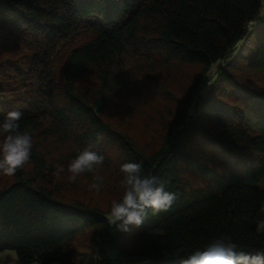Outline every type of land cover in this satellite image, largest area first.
Wrapping results in <instances>:
<instances>
[{
    "label": "trees",
    "instance_id": "16d2710c",
    "mask_svg": "<svg viewBox=\"0 0 264 264\" xmlns=\"http://www.w3.org/2000/svg\"><path fill=\"white\" fill-rule=\"evenodd\" d=\"M262 8L264 0H0V121L20 110V131L34 133L29 162L0 181V252L13 250L20 264H180L221 236L264 252L255 231L264 219V87L241 77L264 73ZM137 112L150 122L142 137L131 130ZM86 147L103 165L69 183L67 165ZM126 162H142L177 199L125 232L109 226L110 206L69 191L104 168L120 199ZM81 237L87 248L75 245Z\"/></svg>",
    "mask_w": 264,
    "mask_h": 264
},
{
    "label": "clouds",
    "instance_id": "9594fccd",
    "mask_svg": "<svg viewBox=\"0 0 264 264\" xmlns=\"http://www.w3.org/2000/svg\"><path fill=\"white\" fill-rule=\"evenodd\" d=\"M22 116L20 110L14 109L0 121V174L5 176H14L31 157L34 133L20 131L18 122ZM103 161V155L90 147L84 148L67 165V181L75 183L82 175L95 172ZM64 172L63 166H57L53 175L59 179ZM120 172L123 175V195L111 201L106 216L109 226L118 231L126 232L132 225L139 226L149 211L153 215L167 212L177 199L176 193L166 190V181L144 174L142 162L123 163ZM103 184L104 177L95 175L89 189L99 192ZM259 211L264 213V203ZM255 231L264 234V219L256 222ZM94 259L100 260L101 257L96 254ZM180 264H264V252L244 251L230 236H221L208 243L203 250H196L181 259Z\"/></svg>",
    "mask_w": 264,
    "mask_h": 264
},
{
    "label": "rangeland",
    "instance_id": "374dc122",
    "mask_svg": "<svg viewBox=\"0 0 264 264\" xmlns=\"http://www.w3.org/2000/svg\"><path fill=\"white\" fill-rule=\"evenodd\" d=\"M259 18L264 20V8H262L260 10ZM255 22L256 21H254L252 24H249L248 28L253 26L255 24ZM214 69L215 68H213L210 71L211 81L213 79L212 75H213ZM243 76H245L244 81L247 82V84L251 86V89L252 88L257 89V87H255V86L264 87V73L256 74V76L250 75L247 73V74L242 75L241 77H243ZM262 89H264V88H262ZM262 89H258V90H262ZM260 92H264V90H262ZM148 119L149 118L147 116H142L139 112H137L135 114V119H134L135 122L132 123V126H133V128H131L132 132H134V133L139 132L140 137H142V133L145 130L146 122H149ZM149 124H150V122H149ZM98 175H101L104 177V184L102 185L99 192H96L95 190H90L89 184H87V185L81 184L80 189L77 190L76 192H75V190L69 191L71 193L70 195L78 196V197L84 198L90 202L97 203L99 206H101L103 208L109 207L111 205V201L113 199H117L116 191H114V190L117 187L118 182L115 181L116 177L113 176V174H111L109 172V170H104V168H102L101 170H98ZM5 179H6V176L3 174H0V181L2 182ZM88 240H89V238L87 239V237H81V238L77 239V242L75 243V245L79 249L87 248L86 244H88ZM0 264H20V263L18 262L16 255H15V252L13 250H4V251L0 252ZM31 264H39V263L33 262ZM51 264H56V263H51Z\"/></svg>",
    "mask_w": 264,
    "mask_h": 264
},
{
    "label": "built area",
    "instance_id": "2783aa9c",
    "mask_svg": "<svg viewBox=\"0 0 264 264\" xmlns=\"http://www.w3.org/2000/svg\"><path fill=\"white\" fill-rule=\"evenodd\" d=\"M209 82L210 81L207 79V80H205L204 82L201 83V86L202 87L208 86L209 85Z\"/></svg>",
    "mask_w": 264,
    "mask_h": 264
}]
</instances>
